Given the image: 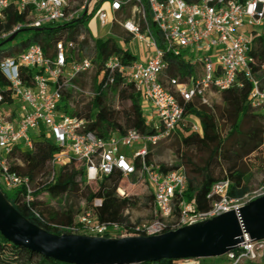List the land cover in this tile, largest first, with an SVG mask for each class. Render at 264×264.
<instances>
[{
	"label": "built area",
	"instance_id": "obj_1",
	"mask_svg": "<svg viewBox=\"0 0 264 264\" xmlns=\"http://www.w3.org/2000/svg\"><path fill=\"white\" fill-rule=\"evenodd\" d=\"M93 0L82 3L73 0H0V19L4 12L15 6L20 12L29 10L30 19L16 26L11 32L0 35V40L26 28H43L57 23H71L88 14ZM109 2L114 13L130 8L134 19L115 20L148 53L146 62L127 64L121 56L110 57L105 70L108 78L104 87L115 82L119 75L125 84H133L141 92L143 102L150 105L145 116L147 125L154 130L143 135L129 130L124 134L113 133L101 138L88 131L85 118L64 111V90L70 89L78 96L93 97V92L72 84V80L95 68L94 63L79 50L85 41L69 40L56 44L55 54L48 55L40 45H29L17 58L1 63V70L8 81L0 84V188L8 193L23 191L24 203L35 202L34 188L28 177L11 171L16 150L31 151L35 140L50 137L60 148L51 162L52 178L56 169L76 159L87 170L91 181H102L116 171L126 178L145 179L154 193V216L151 222L122 227L116 223H98L93 210L81 215L77 225L63 227L71 234L98 237L156 236L176 231L184 226L212 219L230 211L239 210L264 192L243 199L232 200L230 181L214 184L208 196L213 199L207 211H199L184 195L188 189V176L183 167L164 172L161 165L148 162V157L159 143L173 137L185 121V105L199 101L209 105L213 94H220L235 87H243L241 78L251 84L250 106L264 117V80L253 72L254 60L249 55L250 35H259L264 28V0H102ZM102 26L108 24V13L98 14ZM161 32V43L152 26ZM68 34V33H67ZM254 36V37H255ZM91 47L95 44L90 42ZM79 53L80 57L76 56ZM181 59L194 68L187 81L164 80L169 57ZM25 73V74H24ZM74 110V104H68ZM192 132H201V125L191 123ZM35 133V136H33ZM131 150L132 156L125 151ZM102 205L96 200L94 208ZM179 213L176 215V208ZM39 217V215L37 214ZM181 264H264V240L244 241L227 254L206 259H181Z\"/></svg>",
	"mask_w": 264,
	"mask_h": 264
},
{
	"label": "trees",
	"instance_id": "obj_2",
	"mask_svg": "<svg viewBox=\"0 0 264 264\" xmlns=\"http://www.w3.org/2000/svg\"><path fill=\"white\" fill-rule=\"evenodd\" d=\"M84 0H73L76 3H82ZM189 3H198L201 0H187ZM245 2L246 0H239ZM32 13L27 10L20 12L15 6H11L4 12V18L0 19V35L11 32L16 26L26 23ZM89 19L88 14L71 23H64L63 32L55 37L47 35L46 31H52L49 26L43 28H26L18 31V35L22 32L34 31L36 35L22 46H16L6 52L0 51V84L8 85L1 70V63L8 58H17L24 50L32 44L40 45L46 54L54 55L56 44L69 40L78 41L83 35L85 41L80 45L79 50L85 57L92 60L97 67V73L94 80L93 97L78 96L70 89L64 90V101L74 104V110L69 111L67 104L63 106L64 111L77 115L88 120V131L94 133L98 137L108 138L113 133L124 134L129 130L137 131L143 135H151L154 130L150 128L145 120L141 92L133 84H125L123 79L116 75L115 82L108 87L104 84L108 78V72L105 70L107 60L118 55L127 64L134 62V57L129 52L121 49L112 39L94 40L88 31L82 29V25ZM155 37L161 43L162 35L153 25ZM68 33V34H67ZM17 35V36H18ZM93 40L94 46L91 47L90 42ZM6 39L0 40V44ZM1 48V47H0ZM249 55L253 58V72L258 78L264 80V28L262 32L255 36L251 43V51ZM77 57L79 53H76ZM194 68L185 64L181 59L169 57L167 67L164 71V80L179 79L181 82L193 75ZM25 74V73H24ZM88 73L81 74L78 78L72 80V84L86 90L79 80ZM243 87H235L233 89L222 92L224 105L219 109V116L209 110L206 105H202L199 101L185 105V117L188 115L198 118L201 125V132H192L189 128H180L177 131V137L181 143L187 147H196L198 149H212L210 157L205 161L204 166L191 165L193 169L191 173L187 172L188 189L185 192V199L196 205L199 211H207L211 208L213 199L208 196L214 184L229 180V195L232 200L243 199L251 193L250 174L244 170L242 163L245 158L264 149V117L256 112L249 103V94L251 84L241 78ZM109 93L117 95L121 103H128L129 107L124 110H116L108 100ZM92 99L87 103L86 100ZM219 120L227 126L225 136L222 135ZM60 148L50 137H40L35 140V146L31 151L16 150L13 158L18 159L22 165L15 162L9 165L12 172L28 177L32 185L36 184L38 179L43 180L37 183L40 187L34 190L35 202L31 205L24 203L23 191L8 193L1 188L10 203L16 210L33 224L45 229L49 233L55 235L71 234L69 230L63 227H72L77 225L75 219L78 215H83L91 210L96 217L98 223H116L122 227L133 228L134 225L123 218L117 206V195L121 188L124 175L116 171L111 176L104 178L102 181H91L87 177L85 166L72 159L70 162L56 169L55 176L52 178V160L60 153ZM150 161V156L148 157ZM182 166L176 165L166 167L161 165L164 172L176 170ZM184 168V167H183ZM185 169V168H184ZM201 175V182L197 183L194 176ZM133 180V185H143L152 196L154 204L153 189L145 179ZM97 185L96 190H92L89 183ZM83 192L85 207L77 208L71 205L69 211L64 214V219L58 220L57 217L49 214L47 218L45 211L40 209L37 197L43 193H47L53 199L71 200L80 196ZM96 200H101L102 205L94 208ZM179 209L176 208V215ZM39 215V217L37 216ZM79 216V217H80ZM129 235H135L129 232ZM123 237L122 232L118 234ZM0 264H63L53 259L45 258L38 253L32 252L24 247L15 246L6 241L0 234ZM150 264H181L180 260H163L158 263Z\"/></svg>",
	"mask_w": 264,
	"mask_h": 264
},
{
	"label": "water",
	"instance_id": "obj_3",
	"mask_svg": "<svg viewBox=\"0 0 264 264\" xmlns=\"http://www.w3.org/2000/svg\"><path fill=\"white\" fill-rule=\"evenodd\" d=\"M17 35L10 36L0 47L14 41ZM0 234L15 246L63 264H150L163 260L213 259L235 249L244 241L245 234L252 240H264V196L239 212L230 211L176 231L117 238L49 233L22 216L0 188Z\"/></svg>",
	"mask_w": 264,
	"mask_h": 264
},
{
	"label": "rangeland",
	"instance_id": "obj_4",
	"mask_svg": "<svg viewBox=\"0 0 264 264\" xmlns=\"http://www.w3.org/2000/svg\"><path fill=\"white\" fill-rule=\"evenodd\" d=\"M102 0H93L90 5V9L88 12V21L82 25V29L84 31H88L94 40L98 39H114L115 42L119 43V40L116 38V35L113 34L110 30V26H102L100 21L98 20V14L105 10L109 5V2H105L101 4ZM64 23H57L55 25L49 26V29L52 31H46L47 35H51L52 37L60 35L64 30ZM36 33L34 31H26L20 33L14 41L3 45L0 48V51L6 52L16 46H22L26 44L29 40H31ZM255 35H250L249 39L252 40ZM124 45L127 42H124ZM127 48V45L125 46ZM86 56V55H85ZM89 58H92L89 56ZM97 73V67L93 69V71L89 72L86 76L82 77L79 82L80 84L86 88L88 91L94 90V80ZM95 91V90H94ZM109 102L112 104L113 108L116 110H124L129 107L127 103H121L117 95L109 93L108 96ZM92 99L86 100L87 103L91 102ZM70 103V102H69ZM68 101L65 103L68 106ZM224 105V99L222 93L215 94L214 96H210L209 105H206L207 108L216 116H219V109H221ZM143 106H145L143 104ZM73 111V109L71 110ZM198 118L192 115H188L185 118L184 123L181 125V128H189L191 123H197ZM220 129L222 131V135L225 136L227 132V126L219 120ZM179 130V129H178ZM177 130V131H178ZM35 136V133H33ZM212 149H198L196 147H185L179 138L177 137V132L173 135L172 138L165 140L158 144V146L153 150L150 155V161L152 163L158 165H164L166 167H172L176 165H180L185 168V170L191 173L193 169L192 165H198L199 167L204 166L205 161L210 157ZM127 156H132L133 152L131 150L125 151ZM242 167L246 170L251 178V196H255L257 194H261L264 192V149H261L257 153L247 157L244 159L242 163ZM197 183L201 182V175L194 176ZM43 180L37 181V183H41ZM133 180L131 178H125L122 182L121 188L119 189L117 195V206L120 210V213L123 218L127 219L132 225H141L145 223H149L152 221L154 216V204L152 200V196L149 191L143 185H133ZM33 184L34 190H37L40 185L37 186ZM89 186L92 190L97 189V185L93 183H89ZM120 190L123 191V194L120 193ZM37 200L40 204V209L45 211L47 218H49V214L51 213L58 220L64 219V214L69 211L71 205L77 206V208H84L85 201L83 192L80 196L76 198H72L71 200L63 199H53L47 193H43L37 197ZM78 215L75 219L77 223L79 220ZM212 260V259H206Z\"/></svg>",
	"mask_w": 264,
	"mask_h": 264
},
{
	"label": "crops",
	"instance_id": "obj_5",
	"mask_svg": "<svg viewBox=\"0 0 264 264\" xmlns=\"http://www.w3.org/2000/svg\"><path fill=\"white\" fill-rule=\"evenodd\" d=\"M105 11H107L108 13V24L107 25L110 26L111 32L115 34L116 38L119 40V43L116 42L118 46L124 51H127L131 55H133L134 61L143 62V63L146 62L148 53L143 47V45L137 42L136 40H134L133 37L122 26H119L118 24L114 23L116 19H119L122 21H126L128 19H134L131 13V9L125 8L120 12L114 13L113 11L110 10L109 5H108ZM123 41L127 42L126 44L127 48H125L126 45H124ZM214 95L215 94H213L212 96ZM143 104L145 106H143ZM142 108H143L144 116H148L151 110L150 105L142 101Z\"/></svg>",
	"mask_w": 264,
	"mask_h": 264
},
{
	"label": "bare ground",
	"instance_id": "obj_6",
	"mask_svg": "<svg viewBox=\"0 0 264 264\" xmlns=\"http://www.w3.org/2000/svg\"><path fill=\"white\" fill-rule=\"evenodd\" d=\"M120 193H121V194H123V191H122V190H120Z\"/></svg>",
	"mask_w": 264,
	"mask_h": 264
}]
</instances>
